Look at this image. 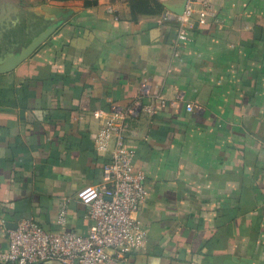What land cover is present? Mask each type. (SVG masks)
Wrapping results in <instances>:
<instances>
[{
    "label": "crops",
    "instance_id": "obj_1",
    "mask_svg": "<svg viewBox=\"0 0 264 264\" xmlns=\"http://www.w3.org/2000/svg\"><path fill=\"white\" fill-rule=\"evenodd\" d=\"M103 1L0 0V64L53 28L0 74L6 228L33 219L59 231L65 204L63 228L87 235L94 220L77 194L109 160L95 113L139 99L154 109L127 120L126 139L146 177L136 216L148 239L121 264H264V0H220L178 48L163 14L181 0L136 18L129 0Z\"/></svg>",
    "mask_w": 264,
    "mask_h": 264
},
{
    "label": "built area",
    "instance_id": "obj_2",
    "mask_svg": "<svg viewBox=\"0 0 264 264\" xmlns=\"http://www.w3.org/2000/svg\"><path fill=\"white\" fill-rule=\"evenodd\" d=\"M172 1V0H165ZM220 0H181L183 11L175 14L167 9L165 21L177 24L175 48L190 40L191 29L206 26L215 17ZM178 4V6H179ZM150 96L148 85L142 87V97ZM164 103V102H162ZM187 104V111H193ZM152 104L139 99L129 107L111 112H96L102 127L95 137L96 149L108 155L103 166L102 182L82 188L77 197L94 220L87 235L63 228L66 205L59 210V231L45 230L36 220L23 219L15 228H6L0 218V230L8 234V246L0 253L5 264H121L128 254L146 247L148 233L137 218L141 204L147 199L145 174L135 168V150L126 139L127 120L140 112H153Z\"/></svg>",
    "mask_w": 264,
    "mask_h": 264
},
{
    "label": "water",
    "instance_id": "obj_3",
    "mask_svg": "<svg viewBox=\"0 0 264 264\" xmlns=\"http://www.w3.org/2000/svg\"><path fill=\"white\" fill-rule=\"evenodd\" d=\"M168 9L172 10L175 14H181L183 11V4L179 6H170L166 5ZM53 28H49L44 33H42L40 36H38L29 46H27L24 50H22L20 53L15 55H10L5 58L3 63L0 64V74L9 72L14 70L20 63H22L24 60L29 58L35 50L44 42L45 39H47L50 34L52 33ZM9 225V224H8ZM17 224L14 226H11L12 228H15Z\"/></svg>",
    "mask_w": 264,
    "mask_h": 264
},
{
    "label": "trees",
    "instance_id": "obj_4",
    "mask_svg": "<svg viewBox=\"0 0 264 264\" xmlns=\"http://www.w3.org/2000/svg\"><path fill=\"white\" fill-rule=\"evenodd\" d=\"M97 3L98 0H84L85 6H94L97 5ZM129 5L134 16L133 18H136L138 15L149 14L153 12L161 13L163 10H165L163 2L159 0H129ZM175 27H177V24Z\"/></svg>",
    "mask_w": 264,
    "mask_h": 264
},
{
    "label": "rangeland",
    "instance_id": "obj_5",
    "mask_svg": "<svg viewBox=\"0 0 264 264\" xmlns=\"http://www.w3.org/2000/svg\"><path fill=\"white\" fill-rule=\"evenodd\" d=\"M101 1H102V0H101ZM112 1H113V0H104L103 2H106V3H107V2L112 3ZM114 1H116V0H114Z\"/></svg>",
    "mask_w": 264,
    "mask_h": 264
}]
</instances>
